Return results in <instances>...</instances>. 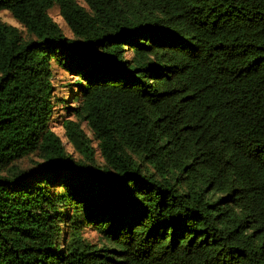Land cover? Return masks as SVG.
Instances as JSON below:
<instances>
[{
    "label": "trees",
    "instance_id": "16d2710c",
    "mask_svg": "<svg viewBox=\"0 0 264 264\" xmlns=\"http://www.w3.org/2000/svg\"><path fill=\"white\" fill-rule=\"evenodd\" d=\"M3 10L0 264H264V0Z\"/></svg>",
    "mask_w": 264,
    "mask_h": 264
},
{
    "label": "rangeland",
    "instance_id": "374dc122",
    "mask_svg": "<svg viewBox=\"0 0 264 264\" xmlns=\"http://www.w3.org/2000/svg\"><path fill=\"white\" fill-rule=\"evenodd\" d=\"M51 14L54 16L55 20L57 22H59V24L63 28V31L65 32V34L68 37L73 38L72 32L69 30V28L63 22V20L60 17H57V8H53L51 10ZM0 18L5 23H9V24L16 25V26L20 27L18 22L15 20V18L11 15V13L9 11H6V10L1 11L0 12ZM73 82H75L74 79H69L67 77V75L62 70H58L57 79L55 80V84L57 86L56 92H57L58 97L66 99V102H64V105H59L57 112L54 114L55 119H54V123H53V129L64 140L65 144L70 149V151H71V148L69 147L68 142L66 141L64 129L61 125V120H62L63 116L67 115V111H65L64 106L65 105L74 106L76 104L75 101H73V98L75 97L76 87L73 85H71L70 87L67 86L69 83H73ZM74 156L78 157V155L76 153H74ZM31 158H34V159H26L21 164L24 167H30L34 164L35 160L38 161V159L35 157H31ZM88 235L90 237H93L95 234L92 233L91 231H88Z\"/></svg>",
    "mask_w": 264,
    "mask_h": 264
}]
</instances>
